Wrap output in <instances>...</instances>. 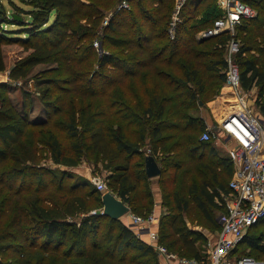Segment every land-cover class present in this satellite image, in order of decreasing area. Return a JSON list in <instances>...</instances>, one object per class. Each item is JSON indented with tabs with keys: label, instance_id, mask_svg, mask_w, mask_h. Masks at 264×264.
Segmentation results:
<instances>
[{
	"label": "trees",
	"instance_id": "obj_1",
	"mask_svg": "<svg viewBox=\"0 0 264 264\" xmlns=\"http://www.w3.org/2000/svg\"><path fill=\"white\" fill-rule=\"evenodd\" d=\"M21 1L31 8L9 0L10 14L0 1V72L9 77L0 81V252L16 253L0 264H160L152 245L102 213L96 186L85 189L89 181L75 173L38 164L48 153L53 163L76 167L85 145L111 170L112 193L131 212L153 211L157 184L168 208L159 242L201 259L182 213L194 204L214 221L211 207L225 209L234 172L227 156L200 139L206 124L196 114L226 80L230 35L197 38L222 16L217 0H185L174 39L175 0H127L121 9L123 0ZM250 3L258 14L237 29L236 59L243 89H261L264 116V0ZM96 39L110 49L97 51ZM21 79L40 90L29 92ZM147 154L162 169L154 179ZM234 255H264V220Z\"/></svg>",
	"mask_w": 264,
	"mask_h": 264
},
{
	"label": "built area",
	"instance_id": "obj_2",
	"mask_svg": "<svg viewBox=\"0 0 264 264\" xmlns=\"http://www.w3.org/2000/svg\"><path fill=\"white\" fill-rule=\"evenodd\" d=\"M251 0H217L222 16L215 20L214 26L197 34L198 39L217 36L223 32L230 35L225 44L227 62L224 86L232 89L237 102L242 105L239 111L227 113L223 121L215 127H207L200 139L212 143H222L227 148V156L233 163L234 172L229 182L230 193L222 194L226 214L222 217L221 229L215 244L209 248L208 264H264L252 256L238 257L234 251L239 247L249 230L264 220V116L254 111L242 96L241 69L236 56L241 51V41L236 37L238 27L244 19L257 16V9ZM185 0H177L168 28L174 39L181 23V8ZM130 3L123 0L118 9L129 8ZM108 23V19L104 24ZM98 43H95L97 46ZM99 190L106 188L102 180L95 178ZM130 216V223L144 229L155 221L154 213L141 218ZM155 251L163 259V264H204L195 258H188L170 251L159 242V235L151 232Z\"/></svg>",
	"mask_w": 264,
	"mask_h": 264
},
{
	"label": "rangeland",
	"instance_id": "obj_3",
	"mask_svg": "<svg viewBox=\"0 0 264 264\" xmlns=\"http://www.w3.org/2000/svg\"><path fill=\"white\" fill-rule=\"evenodd\" d=\"M0 1L3 3L7 14H10L13 11V8H12L11 4L9 3V0H0ZM13 1L17 5L23 7L24 9H30L31 8V6L25 5L24 3H22L21 0H13ZM176 2H177V0H175V4H176ZM175 4H174V9L176 6ZM181 19H182V17H181ZM82 23H85V20H82ZM4 27L13 28L14 26L5 24ZM237 34H238V31L235 34L236 37H237ZM95 43H98V45L96 46L97 51L103 52L105 50L110 49L109 45H105L104 43L101 42L100 39H96ZM249 55L250 54H248V56ZM8 80H9L8 72H0V81H8ZM34 83H35V80H23V79H21L17 83V85L23 86L24 88L28 89L29 92H31V93H35L36 91L40 90V88H37L36 85H34ZM224 88H225L224 85H222L219 92L215 96L210 97L209 100L205 103V105H203V109H206V107L208 108V106H209V102H211L212 100H216L217 103H214V105L217 106V109L221 110L220 115L223 118L225 117L226 113L233 112L234 110L242 109V106H240V104L238 102L234 105L235 101H237V97L235 94L233 95V97L232 96L228 97V96H226V94H224V96L222 95ZM226 89L228 90L231 88L226 87ZM241 91L243 92L241 94H242V96H244V99L247 100L248 105H250L251 108L254 109V111H257L260 113L259 107L257 105V98H258L259 93L261 91L260 87L254 86L253 88L248 89V90H245L242 87ZM203 109L200 108L198 111H196V113H198V112L200 113V111H201V113L206 114L209 112L208 110H203ZM220 122L221 121H218L217 119L213 118L209 122L210 124L206 125V127H215V126L219 125ZM206 127L200 132V135L206 129ZM216 146L218 147V153L220 155L227 153V148L222 143H220ZM38 164H40L41 166H44L48 169H55V170L58 169V170H64L67 172L75 173L76 176L89 181L90 185L87 186L85 189H90L91 187L96 186L95 185V181H96L95 178H97L99 180H102L106 185L105 189L99 190L102 194H104L105 192H108V191H110V192L113 191L112 190L113 188L109 185V182H108V178H109V175L111 174V170L109 168L105 167V165H103V161L101 159H99L95 154L91 153L89 146H86V145L84 146L83 158L76 167H70V166H67L64 164H55L50 159L48 153L42 154V159L38 162ZM209 178H210V174H209ZM152 179H154V178H152ZM71 181H73V179L69 180V183H71ZM152 188H154L155 195L157 197V200L159 201L158 209H159V211H161V215H160V219H161L162 215L164 213L168 212V208L162 204L163 198L161 196L159 186L154 183ZM96 210L100 211L101 207H96L95 209H93L91 211V213L95 212ZM130 212H131V210H130ZM211 212H212V215L214 217V221H210L209 219H207L194 204L191 205V208L189 210L182 213V223L186 228H188L193 233L192 235H193V238H195V240H196L197 247L201 250L202 253L204 252V250L209 248L208 243H213L217 240L218 233L220 231L219 229L222 225V217L226 214L224 206H222V207L221 206L211 207ZM130 214H135L141 218L146 217V214H141L139 210H136V211L133 210ZM122 217H125V215ZM122 217H121L120 221H118V223L116 224V227H118L120 225V223H122V220H123V222L126 225H128L131 229H133L134 231H135V229L141 230L142 227L140 225L131 224L130 221L128 220L127 216L124 219ZM129 219H130V216H129ZM160 219H159V222H160ZM158 227H159V225H158ZM260 229H262V227L257 229L255 232L256 233L261 232ZM104 233H106V227H104ZM118 233L119 232L117 229L116 235ZM192 235H191V237H192ZM243 252L247 253V250L243 251ZM252 254L253 253L251 252V255ZM182 255L187 256V257L191 256V255L185 254V253H183ZM253 256H255V255H253ZM15 258H16V253L12 250L0 252V260H2V259L3 260H14ZM259 260L264 261V255H262Z\"/></svg>",
	"mask_w": 264,
	"mask_h": 264
},
{
	"label": "crops",
	"instance_id": "obj_4",
	"mask_svg": "<svg viewBox=\"0 0 264 264\" xmlns=\"http://www.w3.org/2000/svg\"><path fill=\"white\" fill-rule=\"evenodd\" d=\"M225 88H224V91L222 92V95L224 96V94H226V96H228V97H233V95H234V92L231 90V89H226V87L227 86H224ZM214 103H217L216 102V100H212L211 102H209V106H208V108L206 107V109H203V107H201V109H203V110H208L209 112L208 113H206V114H204V113H201V111H200V113L198 112V113H196V114H199V116L200 117H202L204 120H205V124L206 125H209L210 123V121L214 118V119H217L218 121H223V117L220 115V113H221V110H219V109H217V106L216 105H214ZM237 103V101H235V103H234V105ZM202 104H203V102H202ZM201 104V105H202ZM253 109V108H252ZM254 110V109H253ZM257 112V111H256ZM257 113H259V112H257ZM227 114V113H226ZM226 116V115H225ZM207 128V127H206ZM215 146L216 145H218V144H220V143H217V144H215V143H213ZM216 149L218 150V147L216 146ZM222 156H227V153H225V154H223ZM228 157V156H227ZM158 207H159V201L157 200V197H156V195H155V207L153 208V213H154V215H155V221L151 224V226L149 227L150 229H144V230H140V229H138V230H136L135 229V232L143 239V240H145L148 244H150V245H152L153 246V248H154V245H153V242H152V240H151V232H155V233H157L158 235H159V232H158V225H159V219H160V215H161V211H159V209H158ZM127 216V218H128V220L130 221V219H129V215H125V217ZM125 217H122L123 219L125 218ZM215 244V242H213V243H208V245H209V248L212 246V245H214ZM209 248L208 249H206V250H204V252H203V257L201 258V259H199L200 261H202V262H204V264H208V255H209ZM205 255V256H204ZM158 257H159V262H160V264H163V259L158 255ZM198 260V259H197Z\"/></svg>",
	"mask_w": 264,
	"mask_h": 264
},
{
	"label": "water",
	"instance_id": "obj_5",
	"mask_svg": "<svg viewBox=\"0 0 264 264\" xmlns=\"http://www.w3.org/2000/svg\"><path fill=\"white\" fill-rule=\"evenodd\" d=\"M145 171L149 178L158 177L162 173V169L158 161L151 154H147L145 156ZM102 202H103L102 213L113 219L121 218L122 216L130 212L129 206L110 191L105 192L103 194Z\"/></svg>",
	"mask_w": 264,
	"mask_h": 264
},
{
	"label": "bare ground",
	"instance_id": "obj_6",
	"mask_svg": "<svg viewBox=\"0 0 264 264\" xmlns=\"http://www.w3.org/2000/svg\"><path fill=\"white\" fill-rule=\"evenodd\" d=\"M240 104V103H239ZM240 106H242L241 104H240Z\"/></svg>",
	"mask_w": 264,
	"mask_h": 264
}]
</instances>
